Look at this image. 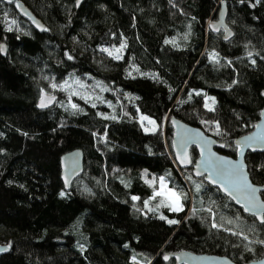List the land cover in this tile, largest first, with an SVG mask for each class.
<instances>
[{"label": "trees", "instance_id": "obj_1", "mask_svg": "<svg viewBox=\"0 0 264 264\" xmlns=\"http://www.w3.org/2000/svg\"><path fill=\"white\" fill-rule=\"evenodd\" d=\"M17 1L44 31L0 2V246L8 248L0 264L264 257V223L177 169L168 123L198 128L223 143L219 154L234 156L232 142L264 107V0ZM220 3L226 42L207 28ZM71 79L99 87L88 89L98 99L49 88ZM42 92L57 100L38 111ZM75 150L82 174L65 192L58 162ZM245 164L250 182L264 187V154H247ZM160 178L182 210L154 195Z\"/></svg>", "mask_w": 264, "mask_h": 264}, {"label": "water", "instance_id": "obj_2", "mask_svg": "<svg viewBox=\"0 0 264 264\" xmlns=\"http://www.w3.org/2000/svg\"><path fill=\"white\" fill-rule=\"evenodd\" d=\"M83 0H75V7H78ZM4 5H14L18 15L26 20L36 32H43L44 26L36 19L30 11L17 0H0ZM226 9L224 3H220L214 22L207 23L208 30L217 34L222 32V40L228 41L232 33L225 24ZM0 55H5V47L0 44ZM264 97V91L261 93ZM46 104L40 107L41 101ZM57 97L52 94L40 93L35 108L38 111H45L53 107ZM171 137L170 151L174 165L178 170H189L195 180L202 182L216 189L223 197L229 200L244 215L252 217L256 223L262 224L260 217H264V201L260 193L264 187L254 185L250 182L246 169L245 157L247 154H264V107L261 109L257 122L252 130L232 142L234 156L227 157L219 154L216 150L224 147L223 143L203 134L201 130L191 127L173 117L168 120ZM196 153L194 161L191 160L190 150ZM59 180L63 191L68 192L72 182L82 174V154L75 150L64 154L59 158ZM247 176V182L255 192L256 199L249 201L246 197L250 195L245 188L242 177ZM245 204H249L251 211L246 210ZM253 212L257 214L254 215ZM8 252L7 247L0 246V255ZM234 264L228 258L215 255H194L188 252H178L172 255H164L162 262L166 264ZM247 264H264V257Z\"/></svg>", "mask_w": 264, "mask_h": 264}, {"label": "rangeland", "instance_id": "obj_3", "mask_svg": "<svg viewBox=\"0 0 264 264\" xmlns=\"http://www.w3.org/2000/svg\"><path fill=\"white\" fill-rule=\"evenodd\" d=\"M49 88L52 91H65L66 93L73 95V96H76V97L87 98L89 101H92L94 99L97 100L98 97L96 95L88 92V89L93 90V91L98 89L99 92H101V89L99 87L92 85L89 81L80 82L77 79H71L68 81H63L61 83L52 82V83H50ZM108 106L110 107L109 104H108ZM139 122L147 128H149L151 126V124L149 123L148 120L139 118ZM162 180H163L162 178H160L158 180L156 192L162 191ZM163 186H164L163 190L165 192V195H161L159 197L163 198L165 200V202L168 204L170 210L173 211L172 206H171L172 201L167 196V192L173 191V190L167 188V185L164 182V180H163ZM173 212H177V211H173Z\"/></svg>", "mask_w": 264, "mask_h": 264}, {"label": "snow or ice", "instance_id": "obj_4", "mask_svg": "<svg viewBox=\"0 0 264 264\" xmlns=\"http://www.w3.org/2000/svg\"><path fill=\"white\" fill-rule=\"evenodd\" d=\"M9 2H11V0H9ZM117 51H119V50H117ZM69 58H71V57H69ZM45 106H46V104L44 103V101H43V99H42L41 104H40V107H45ZM72 107L75 108L76 105H72ZM210 110H211V109H210ZM141 119H145V118L142 117ZM149 123H154V121H149ZM242 179H243V183H244L245 188H246V189L249 191V193H250V195H249L248 197H246V198H247L250 202H251V201H254V200L256 199V197H255V192L257 191V189L252 188V186H251L250 184H248V182H247V176H246V175H244V176L242 177ZM163 187H164V186H163V180H162V191H160V192H155L154 195H156V196L165 195V192H164V190H163ZM167 196H168V197L170 198V200L172 201L171 206H172V210H173V211H180V210H182V206H181V203H180V197L177 195L176 192H174V191H169V192H167ZM133 199L135 200V199H137V198H136V197H133ZM145 205L147 206V202H145ZM244 207L246 208V210H249V211L252 210V208H251V206H250L249 204H245ZM261 207H264V205H261ZM253 214L256 215L257 213H256V212H253ZM161 219H164V217L161 216ZM260 219H261V222L264 223V217H260ZM169 223H176V221H174V220H170ZM213 226L215 227V225H213Z\"/></svg>", "mask_w": 264, "mask_h": 264}, {"label": "flooded vegetation", "instance_id": "obj_5", "mask_svg": "<svg viewBox=\"0 0 264 264\" xmlns=\"http://www.w3.org/2000/svg\"><path fill=\"white\" fill-rule=\"evenodd\" d=\"M261 194V193H260Z\"/></svg>", "mask_w": 264, "mask_h": 264}]
</instances>
